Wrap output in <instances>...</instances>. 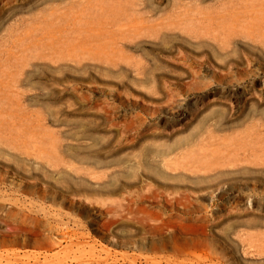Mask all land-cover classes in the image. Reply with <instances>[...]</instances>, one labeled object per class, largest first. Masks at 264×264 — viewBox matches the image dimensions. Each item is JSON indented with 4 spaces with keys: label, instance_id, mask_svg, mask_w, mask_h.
<instances>
[{
    "label": "rangeland",
    "instance_id": "rangeland-1",
    "mask_svg": "<svg viewBox=\"0 0 264 264\" xmlns=\"http://www.w3.org/2000/svg\"><path fill=\"white\" fill-rule=\"evenodd\" d=\"M68 4L0 0V264H264V0Z\"/></svg>",
    "mask_w": 264,
    "mask_h": 264
},
{
    "label": "bare ground",
    "instance_id": "bare-ground-1",
    "mask_svg": "<svg viewBox=\"0 0 264 264\" xmlns=\"http://www.w3.org/2000/svg\"><path fill=\"white\" fill-rule=\"evenodd\" d=\"M48 1L50 3H56V5H60V4H63V3H66L67 1H69L68 10H66V12H64V13H61L60 17L61 18L70 17L74 21L80 20V21H83L84 24L86 23L87 25H89L90 21L110 18L113 14H115V10L109 8V6L110 7H116L119 3V0H48ZM55 13L56 12H53L54 15H55ZM90 31H91V25H90V28L88 29V32H90ZM236 145H237V143H236ZM176 157H177V155L174 158H176ZM184 158H186L185 155H184ZM181 159H179V160H181ZM170 162L173 163L174 161L171 160ZM176 165L178 166L179 164L176 162ZM176 165L174 166V168H176ZM210 168H212V167H210ZM24 258L27 260L24 264H30L29 260L31 258L30 257H24Z\"/></svg>",
    "mask_w": 264,
    "mask_h": 264
}]
</instances>
